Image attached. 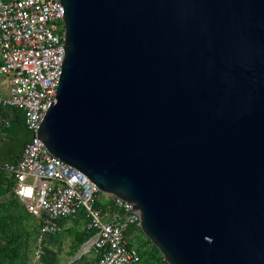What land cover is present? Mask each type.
I'll return each instance as SVG.
<instances>
[{"label":"water","instance_id":"95a60500","mask_svg":"<svg viewBox=\"0 0 264 264\" xmlns=\"http://www.w3.org/2000/svg\"><path fill=\"white\" fill-rule=\"evenodd\" d=\"M62 2L49 150L170 264H264V0Z\"/></svg>","mask_w":264,"mask_h":264},{"label":"built area","instance_id":"2783aa9c","mask_svg":"<svg viewBox=\"0 0 264 264\" xmlns=\"http://www.w3.org/2000/svg\"><path fill=\"white\" fill-rule=\"evenodd\" d=\"M65 13L62 0H0V74L9 85L8 94L0 93V126L2 108L16 107L25 111L32 134L19 160L4 169L16 179V195L41 219L32 264L42 263L46 239L63 233L61 221L81 211L87 229L95 231L84 246L85 252H95L93 264H140V252L132 242L143 229L133 206L114 196L112 208L104 214L95 205L96 185L55 156L40 135L63 74Z\"/></svg>","mask_w":264,"mask_h":264},{"label":"trees","instance_id":"16d2710c","mask_svg":"<svg viewBox=\"0 0 264 264\" xmlns=\"http://www.w3.org/2000/svg\"><path fill=\"white\" fill-rule=\"evenodd\" d=\"M2 123L0 126V264H32V254L35 245L32 246L30 238L32 231L28 226L31 219L36 220L39 231L41 219L31 214L24 202L16 195L14 186L16 179L5 169L6 164L16 163L21 157L26 144L32 134L26 123L25 111L16 107L5 106L1 110ZM20 155V156H19ZM114 196L101 191L96 192L95 205L106 214L113 205ZM77 222L86 221L83 211L77 216L65 218ZM65 231V230H64ZM60 234L50 235L48 238H57ZM95 231L86 229L84 233L76 234L78 243L83 245L94 235ZM38 235V234H37ZM47 238V239H48ZM45 242V253L41 262L44 264H60L59 252ZM140 255V264H170L160 249L152 240L142 232L135 242ZM80 247H77L76 251ZM75 250V249H74ZM84 256L75 260L73 264H79ZM41 263V264H42Z\"/></svg>","mask_w":264,"mask_h":264},{"label":"rangeland","instance_id":"374dc122","mask_svg":"<svg viewBox=\"0 0 264 264\" xmlns=\"http://www.w3.org/2000/svg\"><path fill=\"white\" fill-rule=\"evenodd\" d=\"M0 92L3 94H8L9 93V85L7 82V79L4 75L0 74ZM82 222V221H81ZM36 220L31 219L28 222V226L30 230L32 231V235L30 238V242L32 243L31 245L34 246L37 240V234L38 230L36 227ZM80 233H84V230H82ZM86 245V242L81 245L78 243L77 239L75 236H70L66 232L62 234L61 236H58L57 238H48L47 239V246H52L55 249L58 250L59 252V258H60V264H70L69 261L76 256L78 253L81 251L84 252L83 256H88L89 258H94L95 257V252L94 251H89L85 252L84 251V246ZM77 247H80L79 250L76 251ZM75 249V250H74ZM44 264V263H42Z\"/></svg>","mask_w":264,"mask_h":264},{"label":"crops","instance_id":"0c3cea01","mask_svg":"<svg viewBox=\"0 0 264 264\" xmlns=\"http://www.w3.org/2000/svg\"><path fill=\"white\" fill-rule=\"evenodd\" d=\"M0 63H1V53H0ZM6 79H7V77H6ZM1 94H3V93H1ZM62 225L64 226V230H65L64 232H66L70 236H76V234H78L82 230H84V232H86V229H87L86 221L77 222L76 220H73V219H67V220H65L63 222ZM83 255H84V253L83 254L78 253L76 256H74L69 261V263L70 264H73V262L75 260L80 259ZM94 260H95V257L94 258H89L88 256H84L83 260H81V262H79V264H93L94 263Z\"/></svg>","mask_w":264,"mask_h":264}]
</instances>
